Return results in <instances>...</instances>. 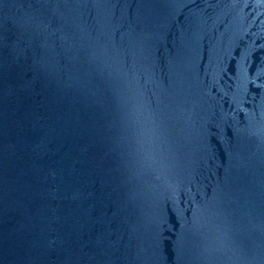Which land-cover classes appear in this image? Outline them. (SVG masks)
Masks as SVG:
<instances>
[{"label":"water","instance_id":"95a60500","mask_svg":"<svg viewBox=\"0 0 264 264\" xmlns=\"http://www.w3.org/2000/svg\"><path fill=\"white\" fill-rule=\"evenodd\" d=\"M0 264H264V0H0Z\"/></svg>","mask_w":264,"mask_h":264}]
</instances>
